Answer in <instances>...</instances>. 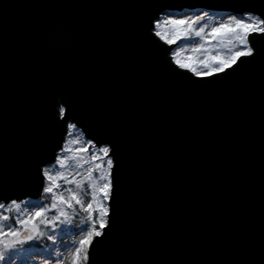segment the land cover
<instances>
[{
    "label": "water",
    "instance_id": "1",
    "mask_svg": "<svg viewBox=\"0 0 264 264\" xmlns=\"http://www.w3.org/2000/svg\"><path fill=\"white\" fill-rule=\"evenodd\" d=\"M248 2L0 0V52L7 39L0 74V198L37 197V165L63 142L68 123L87 139H113L90 113L91 99L113 109L122 123V191L114 218L134 264L258 262L264 233L258 94L238 99L211 90L194 109L158 118L138 101V90L125 85L130 70L145 82L156 68L143 41L148 17L184 9L236 14L238 4ZM141 3L151 6H121ZM51 76L69 78L79 92L63 127L41 91Z\"/></svg>",
    "mask_w": 264,
    "mask_h": 264
},
{
    "label": "snow or ice",
    "instance_id": "2",
    "mask_svg": "<svg viewBox=\"0 0 264 264\" xmlns=\"http://www.w3.org/2000/svg\"><path fill=\"white\" fill-rule=\"evenodd\" d=\"M121 6L146 9L151 5ZM238 7L236 15L214 25L202 23L208 15L204 12L148 17L142 25L143 41L156 68L145 82L130 70L125 85L138 90L137 99L149 113L167 118L178 109H194L211 90H224L238 99L258 94L264 128V0H250ZM192 38L200 42L191 47L188 55H182L189 51L187 48L163 47ZM3 40L0 74L6 60L5 35ZM169 76L174 79H167ZM41 91L48 111L61 118L63 127L79 92L69 78L56 76L45 78ZM89 111L113 139L58 140L48 160H40L37 165L39 201L33 203L28 197L0 198V264H28L30 250L42 239L50 243V248L48 258L40 264H66L63 253L54 254L52 249L58 241L57 230L66 232L78 216L81 220L74 228L79 235L71 243L67 264H134L128 256V238L117 228L114 218L122 191L118 147L122 123L114 116V110L103 103L90 99ZM66 127L72 133L76 125L68 123ZM53 162L54 168L49 166ZM235 264H264V233L258 262Z\"/></svg>",
    "mask_w": 264,
    "mask_h": 264
},
{
    "label": "rangeland",
    "instance_id": "3",
    "mask_svg": "<svg viewBox=\"0 0 264 264\" xmlns=\"http://www.w3.org/2000/svg\"><path fill=\"white\" fill-rule=\"evenodd\" d=\"M203 11L200 10H194V11H185L182 13H178V12H167L162 14L160 17H163L165 15H172V16H192V15H199L200 13H202ZM207 13V19L205 21H203L202 23L204 24H208V25H214L216 23L222 22L224 19H226L229 15H225V14H214L211 12H205ZM200 41L198 38H192L189 41L185 42V43H181L179 41H177V44L174 45L172 50H175V48L177 46L182 47V48H187L189 51H185L184 53H182V55H188L190 54V49L191 47H193L195 44H198ZM73 139H80L81 141L85 140V138L83 137L82 133L80 132V130L75 127V130L72 133H69L67 131V135L65 140H68L69 142ZM71 146V144H70ZM93 151H95V149H92ZM50 167H56L54 162L49 164ZM30 199L33 203H36L39 201L38 200H34L31 198ZM27 203V200L25 201ZM23 207V206H22ZM81 217L78 216L75 218L74 220V224L67 226L68 230L66 232H60L59 230H57V236H58V241L56 243V246L54 249H52V252L55 254L57 252L63 253L66 264L68 261V252L70 251V246L71 243L78 237L79 233L75 232V228L74 225H77L80 223ZM45 240V239H44ZM65 245H67L68 247H64ZM50 248V243L47 246H40V249H36V248H32L30 250L31 256L28 258V264H40V261L43 258H48V251L47 249ZM27 255V254H26ZM31 257H34V259H32Z\"/></svg>",
    "mask_w": 264,
    "mask_h": 264
}]
</instances>
